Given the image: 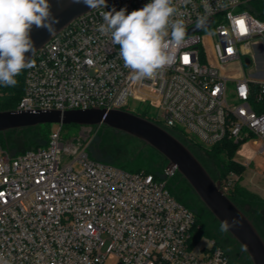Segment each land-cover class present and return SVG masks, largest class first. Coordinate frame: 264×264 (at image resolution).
Wrapping results in <instances>:
<instances>
[{
    "label": "built area",
    "instance_id": "built-area-1",
    "mask_svg": "<svg viewBox=\"0 0 264 264\" xmlns=\"http://www.w3.org/2000/svg\"><path fill=\"white\" fill-rule=\"evenodd\" d=\"M149 2L108 0L70 22L31 57L17 108H142L145 117L204 147L253 139L263 152L264 20L251 11L257 5L173 0L185 41L174 49L172 65L134 82L119 45L97 29L102 12L130 13ZM61 130L50 133L47 146L15 153L0 146V255L8 264H104L109 258L115 264H235L172 192L177 166L166 165L159 175L132 171L64 142ZM219 181L231 196L228 177Z\"/></svg>",
    "mask_w": 264,
    "mask_h": 264
},
{
    "label": "water",
    "instance_id": "water-1",
    "mask_svg": "<svg viewBox=\"0 0 264 264\" xmlns=\"http://www.w3.org/2000/svg\"><path fill=\"white\" fill-rule=\"evenodd\" d=\"M108 1V0H106ZM53 16L59 19L55 31L31 29L34 52L26 53L31 58L54 35L64 29L75 18L89 12L84 4L72 0H49ZM210 20L201 27H193L188 32L207 27ZM248 63V60H247ZM78 124L81 126L105 125L124 132L151 146L166 161L167 167L177 166L180 178L195 193L213 218L222 225L228 224L225 231L245 253L250 264H264V233L255 217L220 188L219 174H214L207 165L200 150L181 134L155 122L154 120L124 109L92 107L86 109L60 110H0V133L35 127L42 124Z\"/></svg>",
    "mask_w": 264,
    "mask_h": 264
},
{
    "label": "clouds",
    "instance_id": "clouds-1",
    "mask_svg": "<svg viewBox=\"0 0 264 264\" xmlns=\"http://www.w3.org/2000/svg\"><path fill=\"white\" fill-rule=\"evenodd\" d=\"M90 9L106 7V0H72ZM177 9L173 0H150L130 13L127 8L101 13L98 31L119 45V57L130 70L131 79L141 82L155 77L175 62L174 49L183 44L187 29L173 19ZM59 19L53 16L49 0H0V86L14 87L16 77L33 67L26 53L34 52L30 32L33 26L52 34ZM198 28L202 21H198ZM227 223L221 225L226 231ZM0 264H8L0 255Z\"/></svg>",
    "mask_w": 264,
    "mask_h": 264
},
{
    "label": "rangeland",
    "instance_id": "rangeland-1",
    "mask_svg": "<svg viewBox=\"0 0 264 264\" xmlns=\"http://www.w3.org/2000/svg\"><path fill=\"white\" fill-rule=\"evenodd\" d=\"M135 104L136 101H133L132 105ZM156 111L155 108L151 110L152 114ZM45 125H47L46 128H40V126L45 127ZM60 126H62L61 137L64 142L73 143L79 150H84L98 159L116 165H124L126 169L135 167L158 172L167 165V163L165 164L166 160L151 146L105 125L42 124L8 132L5 142L0 141V146L13 153L22 152L37 144L42 131L45 133L44 130L48 128L55 130ZM48 136L50 137V133ZM40 142L44 143L42 140ZM260 145L261 141L254 143L253 139L243 142L236 152L235 160L244 164L245 170L241 172L231 171L226 173L224 177H228L231 182V188H233L231 197L237 199L246 212L255 216L256 222L264 233V151L259 152ZM200 154L215 175L220 172L224 173L213 160L211 154L203 151H200ZM76 167L78 168V166ZM171 183L175 192L187 203L188 207L200 214L206 232L221 242L231 260L234 262V260L238 261L239 259L243 264H250L241 247L225 231L221 230V225L207 211L188 185L178 176L173 178ZM115 263V259L109 258L104 264Z\"/></svg>",
    "mask_w": 264,
    "mask_h": 264
},
{
    "label": "trees",
    "instance_id": "trees-1",
    "mask_svg": "<svg viewBox=\"0 0 264 264\" xmlns=\"http://www.w3.org/2000/svg\"><path fill=\"white\" fill-rule=\"evenodd\" d=\"M252 2H254V4L257 5V8L255 10H251V11L253 13H255L258 17H260L261 19L264 20V0H252ZM24 78H25V69L21 72L20 75H18L16 77V80H17L16 86H14V87L0 86V110H3V109H16L18 107V104H19V102H20V100H21V98L23 96V93H24ZM136 113L145 117L147 115V110H144V109L142 110V108H139V110ZM46 126L47 125H45V127L44 126H40V128L43 129V128H46ZM52 131L53 130H50L49 128L44 130L45 133H43V131H42L40 140L32 148L40 147V146L41 147L42 146H47L48 143H49L48 133H51ZM5 140H6V134H1L0 133V141L1 142H5ZM41 140L44 141V143L40 142ZM192 144L195 147H197L200 151H203L204 153H207V154H211V156L213 157V160L216 161V163L219 166V168L222 169L223 172L225 173L224 174V173L220 172L219 173V178H223L224 175H226V173H229L231 171H233V172H241V171L245 170L246 166L235 160L236 152H237V150L240 147V143L237 144V143H234L233 141L229 140V141H224L222 144L214 145L211 148L204 147L200 143H196V142H192ZM89 155L92 158H95V159L100 160V161H104V160H101V159H98V158L92 156L91 154H89ZM104 162H107V161H104ZM108 163H111V162H108ZM166 163H167V161H165V164ZM120 166L125 167L124 165H120ZM129 170L138 171V170H142V169L134 167V168H131ZM145 171L154 172L157 175H159V173L161 172V171L158 172V171L149 170V169H147ZM178 177H180L179 174H178ZM171 185H172V183L170 182V187H171L172 192L175 194V196L177 198L182 200L180 198L179 194H177L175 192V190L173 189V186H171ZM232 198H233V196H232ZM233 199H235V198H233ZM235 200L237 201V199H235ZM196 214L198 216V221L201 222L200 214L198 212H196ZM203 232L208 234L206 232L205 228H204Z\"/></svg>",
    "mask_w": 264,
    "mask_h": 264
},
{
    "label": "snow or ice",
    "instance_id": "snow-or-ice-1",
    "mask_svg": "<svg viewBox=\"0 0 264 264\" xmlns=\"http://www.w3.org/2000/svg\"><path fill=\"white\" fill-rule=\"evenodd\" d=\"M238 23L240 24L241 28L243 29V21H238ZM184 59H185V62H187L188 58L185 57Z\"/></svg>",
    "mask_w": 264,
    "mask_h": 264
},
{
    "label": "flooded vegetation",
    "instance_id": "flooded-vegetation-1",
    "mask_svg": "<svg viewBox=\"0 0 264 264\" xmlns=\"http://www.w3.org/2000/svg\"><path fill=\"white\" fill-rule=\"evenodd\" d=\"M255 217V216H254ZM234 262L236 263V264H243L239 259H238V261H235L234 260Z\"/></svg>",
    "mask_w": 264,
    "mask_h": 264
},
{
    "label": "crops",
    "instance_id": "crops-1",
    "mask_svg": "<svg viewBox=\"0 0 264 264\" xmlns=\"http://www.w3.org/2000/svg\"><path fill=\"white\" fill-rule=\"evenodd\" d=\"M244 165V164H243Z\"/></svg>",
    "mask_w": 264,
    "mask_h": 264
}]
</instances>
